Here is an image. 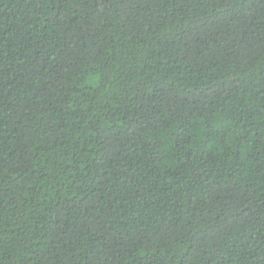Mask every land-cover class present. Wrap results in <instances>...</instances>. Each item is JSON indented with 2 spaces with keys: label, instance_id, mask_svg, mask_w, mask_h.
Listing matches in <instances>:
<instances>
[{
  "label": "trees",
  "instance_id": "1",
  "mask_svg": "<svg viewBox=\"0 0 264 264\" xmlns=\"http://www.w3.org/2000/svg\"><path fill=\"white\" fill-rule=\"evenodd\" d=\"M0 264H264V0H0Z\"/></svg>",
  "mask_w": 264,
  "mask_h": 264
}]
</instances>
